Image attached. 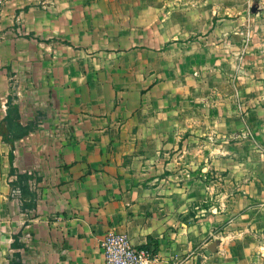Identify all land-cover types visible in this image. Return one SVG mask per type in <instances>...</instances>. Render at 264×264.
<instances>
[{
  "label": "crops",
  "instance_id": "crops-1",
  "mask_svg": "<svg viewBox=\"0 0 264 264\" xmlns=\"http://www.w3.org/2000/svg\"><path fill=\"white\" fill-rule=\"evenodd\" d=\"M33 1L0 0V123L10 95L22 124L39 122L14 149L17 172L34 176V207L11 185V146L0 134V264L17 251L19 264H105L101 241L110 231L140 247L151 238L156 264H264V199L232 198L235 214L223 226L221 214L200 208L205 151L188 140L203 125L147 100L146 88L130 92L94 80L90 69L58 66L76 58L73 41L39 38L26 17L71 6ZM26 28L36 37L19 34ZM102 87L104 96H91ZM215 234L216 252L207 255Z\"/></svg>",
  "mask_w": 264,
  "mask_h": 264
},
{
  "label": "rangeland",
  "instance_id": "rangeland-1",
  "mask_svg": "<svg viewBox=\"0 0 264 264\" xmlns=\"http://www.w3.org/2000/svg\"><path fill=\"white\" fill-rule=\"evenodd\" d=\"M60 4L71 7L26 17L39 38L73 41L76 58L58 66L90 69L94 80L103 77L128 91L146 88L147 100L203 125L188 144L205 151L206 169L198 174L205 183V216L221 214L223 226L235 214L232 198L249 197L253 205L264 199V0ZM106 90L90 94L104 96Z\"/></svg>",
  "mask_w": 264,
  "mask_h": 264
},
{
  "label": "trees",
  "instance_id": "trees-1",
  "mask_svg": "<svg viewBox=\"0 0 264 264\" xmlns=\"http://www.w3.org/2000/svg\"><path fill=\"white\" fill-rule=\"evenodd\" d=\"M8 109H7V115L3 119V121L0 123V134L3 137V141L10 144L11 151H10V162H11V171L10 175L14 177V179L11 181V185L13 188L18 187L21 190L22 196L24 198H31V201L34 197L33 191L30 189L29 182L31 179L34 178L31 174L25 172L20 173L17 172L15 166H14V149H15V143L17 140L29 135L31 132H33L37 126H38V119H35L33 121L28 122L27 124H22L20 122L21 114L19 105L14 101L13 96H9L8 99ZM37 180H40V178H37ZM28 207H34V202H26L25 204ZM152 239L150 238L149 242L145 245H143V248L148 249L153 254L157 252V248H153L151 245ZM14 247L20 248L22 247V244L18 241V236L15 237L14 241ZM15 259L12 260L10 264H19L18 258L20 257V253L14 252Z\"/></svg>",
  "mask_w": 264,
  "mask_h": 264
},
{
  "label": "built area",
  "instance_id": "built-area-1",
  "mask_svg": "<svg viewBox=\"0 0 264 264\" xmlns=\"http://www.w3.org/2000/svg\"><path fill=\"white\" fill-rule=\"evenodd\" d=\"M105 264H156V255L146 248L135 245L125 233L108 232L101 241ZM174 259L170 264H182Z\"/></svg>",
  "mask_w": 264,
  "mask_h": 264
},
{
  "label": "water",
  "instance_id": "water-1",
  "mask_svg": "<svg viewBox=\"0 0 264 264\" xmlns=\"http://www.w3.org/2000/svg\"><path fill=\"white\" fill-rule=\"evenodd\" d=\"M253 10H254V8H253ZM218 245V241H213L210 245H209V247H208V249H207V251H206V254L207 255H210L212 252H216V246Z\"/></svg>",
  "mask_w": 264,
  "mask_h": 264
}]
</instances>
